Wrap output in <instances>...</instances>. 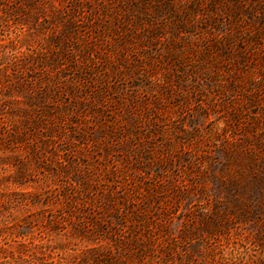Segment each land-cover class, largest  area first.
<instances>
[{
    "label": "rangeland",
    "instance_id": "374dc122",
    "mask_svg": "<svg viewBox=\"0 0 264 264\" xmlns=\"http://www.w3.org/2000/svg\"><path fill=\"white\" fill-rule=\"evenodd\" d=\"M0 264H264V0H0Z\"/></svg>",
    "mask_w": 264,
    "mask_h": 264
}]
</instances>
